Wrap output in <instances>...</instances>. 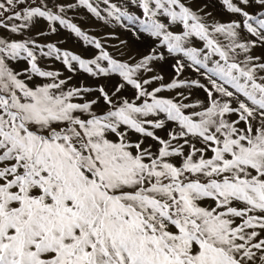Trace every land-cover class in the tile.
I'll use <instances>...</instances> for the list:
<instances>
[{"label": "snow or ice", "instance_id": "snow-or-ice-1", "mask_svg": "<svg viewBox=\"0 0 264 264\" xmlns=\"http://www.w3.org/2000/svg\"><path fill=\"white\" fill-rule=\"evenodd\" d=\"M0 264H264V0H0Z\"/></svg>", "mask_w": 264, "mask_h": 264}, {"label": "rangeland", "instance_id": "rangeland-1", "mask_svg": "<svg viewBox=\"0 0 264 264\" xmlns=\"http://www.w3.org/2000/svg\"><path fill=\"white\" fill-rule=\"evenodd\" d=\"M86 30L88 32H90V33H93V34H98V33H102V32L105 31V29H102V28H99V27H95V26H88L86 28ZM122 38H124V37H122ZM78 44H79V42L76 41L75 38H72L67 43L62 45V47L68 48V49H72L74 51H78L79 50L78 47H77Z\"/></svg>", "mask_w": 264, "mask_h": 264}]
</instances>
